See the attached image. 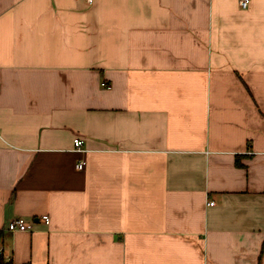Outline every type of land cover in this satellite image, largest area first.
I'll use <instances>...</instances> for the list:
<instances>
[{
    "label": "crops",
    "instance_id": "1",
    "mask_svg": "<svg viewBox=\"0 0 264 264\" xmlns=\"http://www.w3.org/2000/svg\"><path fill=\"white\" fill-rule=\"evenodd\" d=\"M239 1L0 0L7 261L264 264V0Z\"/></svg>",
    "mask_w": 264,
    "mask_h": 264
},
{
    "label": "built area",
    "instance_id": "2",
    "mask_svg": "<svg viewBox=\"0 0 264 264\" xmlns=\"http://www.w3.org/2000/svg\"><path fill=\"white\" fill-rule=\"evenodd\" d=\"M88 4H91L93 2V0H85ZM252 0H240L239 1V5L241 7V9L243 10H247L250 5H251ZM83 145H84V141L81 139H77L75 140V146L74 148L77 151H82L83 150ZM77 169L80 171H83L86 169V163L84 161H81L77 164ZM215 202H210L208 203V206H214ZM43 221L45 222V224H49L50 223V218L49 216H43ZM32 225L30 223H28L25 219L23 218H16L12 221L9 222L8 227H7V231L12 232V233H17V232H30L32 231ZM0 254H3L2 251L0 250ZM7 261V260H6ZM7 263H11V261H7Z\"/></svg>",
    "mask_w": 264,
    "mask_h": 264
},
{
    "label": "trees",
    "instance_id": "3",
    "mask_svg": "<svg viewBox=\"0 0 264 264\" xmlns=\"http://www.w3.org/2000/svg\"><path fill=\"white\" fill-rule=\"evenodd\" d=\"M0 235H2L1 232H0ZM0 264H10V263H7L3 254H0Z\"/></svg>",
    "mask_w": 264,
    "mask_h": 264
}]
</instances>
